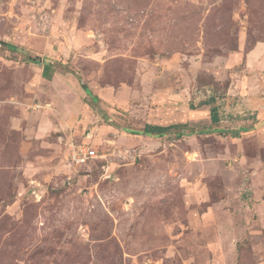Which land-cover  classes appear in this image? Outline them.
I'll list each match as a JSON object with an SVG mask.
<instances>
[{
    "label": "rangeland",
    "instance_id": "1",
    "mask_svg": "<svg viewBox=\"0 0 264 264\" xmlns=\"http://www.w3.org/2000/svg\"><path fill=\"white\" fill-rule=\"evenodd\" d=\"M0 264H264V0H0Z\"/></svg>",
    "mask_w": 264,
    "mask_h": 264
},
{
    "label": "trees",
    "instance_id": "2",
    "mask_svg": "<svg viewBox=\"0 0 264 264\" xmlns=\"http://www.w3.org/2000/svg\"><path fill=\"white\" fill-rule=\"evenodd\" d=\"M1 43L10 49L16 48L14 45H11L9 43H4L3 41H1ZM46 67L51 69L49 64H46ZM212 102H213V99L211 98L209 100L204 101L203 103L210 105ZM210 118H211L212 123L219 122L218 107L215 104L210 106ZM105 121L110 124L111 120L108 117H106ZM184 126L185 125H181V124H170V125L145 124V126L143 127V129L141 131H142V133H145L148 136L158 137V136L164 135L168 131H172L174 129L178 130ZM189 132L191 133V131H189ZM177 134L181 135V132L178 131Z\"/></svg>",
    "mask_w": 264,
    "mask_h": 264
},
{
    "label": "built area",
    "instance_id": "3",
    "mask_svg": "<svg viewBox=\"0 0 264 264\" xmlns=\"http://www.w3.org/2000/svg\"><path fill=\"white\" fill-rule=\"evenodd\" d=\"M69 156L72 163L76 165H83L96 158L97 152L90 145L70 142Z\"/></svg>",
    "mask_w": 264,
    "mask_h": 264
}]
</instances>
